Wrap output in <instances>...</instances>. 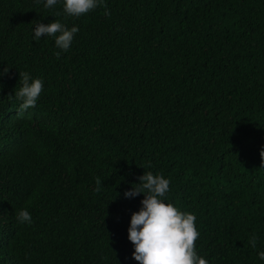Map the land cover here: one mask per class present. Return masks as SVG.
<instances>
[{
  "label": "trees",
  "instance_id": "1",
  "mask_svg": "<svg viewBox=\"0 0 264 264\" xmlns=\"http://www.w3.org/2000/svg\"><path fill=\"white\" fill-rule=\"evenodd\" d=\"M44 2L0 0V264H139L144 194H124L148 171L208 264H264V0ZM55 21L79 29L67 51L34 40ZM19 72L43 81L29 119Z\"/></svg>",
  "mask_w": 264,
  "mask_h": 264
},
{
  "label": "clouds",
  "instance_id": "2",
  "mask_svg": "<svg viewBox=\"0 0 264 264\" xmlns=\"http://www.w3.org/2000/svg\"><path fill=\"white\" fill-rule=\"evenodd\" d=\"M42 0H37V3ZM58 0H46L45 8H52L57 5ZM98 6H104V0H63V12L70 17H80L89 13ZM105 7L104 14L110 16ZM59 15V13H57ZM79 31L78 27L70 29L60 21L47 24L37 23L34 32V40L41 37H53L55 45L61 51H67ZM57 58L60 52L56 53ZM7 71V69H5ZM21 87L15 91V97L19 104V112L24 113L26 119L32 118L35 114L37 100L43 90V81L39 78L31 79L28 72H19ZM18 118L24 119L22 116ZM260 155L264 160V150ZM139 183L125 192V196L132 198L144 194L141 201L142 207L131 216L128 229V239L134 245L133 258L139 264H208V261L198 255L196 241L200 233L196 227V216L178 209L172 203H166L164 198L169 192L170 181L163 175H154L152 172H145L139 177ZM96 192H100L101 180L96 178ZM17 220L20 223L30 224L32 216L27 209H21L17 213ZM37 230L31 225L30 231ZM9 242L8 237L0 243L5 245ZM257 237L253 235L249 240L252 248L256 247ZM259 257L264 260V251L259 252Z\"/></svg>",
  "mask_w": 264,
  "mask_h": 264
}]
</instances>
